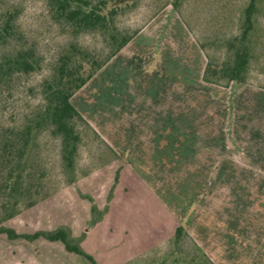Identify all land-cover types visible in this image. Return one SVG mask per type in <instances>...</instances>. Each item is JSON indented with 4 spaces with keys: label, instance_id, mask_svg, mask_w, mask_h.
Listing matches in <instances>:
<instances>
[{
    "label": "rangeland",
    "instance_id": "374dc122",
    "mask_svg": "<svg viewBox=\"0 0 264 264\" xmlns=\"http://www.w3.org/2000/svg\"><path fill=\"white\" fill-rule=\"evenodd\" d=\"M115 2L120 3L119 14L115 20L116 27L125 34L137 33L124 49L125 54L135 56L137 51L143 50V55L146 56L145 73L152 76L160 71L172 78L173 82H169L165 89L168 95L176 92L183 97H189L192 91L191 93L196 92L198 101L202 102L205 92L212 93L215 98L212 108L217 110L219 107L224 108L227 100L231 105L232 97L243 87L264 91V0L256 2L253 27L246 41L250 50L247 83L240 86L232 83L229 87L206 83L203 76L208 57L216 64H222L234 56L237 48L230 45L242 36L245 11L251 0ZM10 11L16 15L15 27L20 30V36L16 42L0 45V146L8 137H16L29 131L28 149L22 159L29 176L20 178L23 174L20 168L11 180L6 181L5 174L0 172V242L7 236L2 233L4 229H12L19 235L29 236L38 232L67 229L76 237L75 243L79 242L81 246L83 242L85 250L95 252L98 264H202L201 253L189 241L177 246L170 242V230L160 241L161 244L154 249L131 251L125 254V259H113L120 249L118 243L114 244L116 230L113 232L107 222L102 224V217H98V212L86 220L78 218L80 212L87 214L90 209V197L87 195H91L96 204L105 206V209L110 203L111 174L118 164H113L117 155L108 140L112 134L117 135V128L110 124L109 105L99 108L101 104H96L104 117L100 121L102 127H95L76 108L88 124L76 121L75 131L80 136V142L77 152L69 160L63 150L62 137L43 120L47 91L55 80L59 61L63 56L72 57L74 65L83 63V74L86 75L91 65L83 62L81 52L86 51L101 62L110 50L100 33L76 34L68 25L57 20L47 0H0V21ZM29 47L35 51L40 62L39 68L29 73L9 70L7 64L16 49ZM111 61L73 95V103L82 104L84 101L91 107L87 111L91 113L95 110L93 105L99 102L97 96L100 93L95 77L105 67H109ZM124 67L132 71L134 66L131 64ZM189 68L195 72L191 74V79L197 83L196 90L190 89L185 81ZM135 74L133 71L132 75ZM137 74L143 76L142 70ZM229 95L230 100L226 98ZM249 95L252 98L248 99L247 106L252 112V119L263 121L264 93ZM233 119L234 110H231L229 127L237 126ZM213 129L216 140L221 137L225 128ZM225 137L230 155H248L243 153L248 149L239 147V140L232 132ZM217 149L215 147V152ZM95 175L101 176V179L95 178ZM218 187L215 186V192L209 198L215 207L221 205L223 198L222 190ZM64 199L69 211L62 208ZM31 203L33 206H29ZM92 223L93 228L86 232ZM253 230L264 240V227ZM191 238L193 239L192 236ZM20 240L22 242L19 243L23 244L18 245L15 251L18 256L17 264H91L88 260L79 259L75 253H69L66 247L59 251L55 243L62 245L60 241H50L42 236L32 240ZM103 242H106L105 246ZM196 244L204 251L197 242ZM205 254L210 258L206 252Z\"/></svg>",
    "mask_w": 264,
    "mask_h": 264
},
{
    "label": "crops",
    "instance_id": "0c3cea01",
    "mask_svg": "<svg viewBox=\"0 0 264 264\" xmlns=\"http://www.w3.org/2000/svg\"><path fill=\"white\" fill-rule=\"evenodd\" d=\"M127 46L95 77L100 89L95 110L90 113L87 102L75 104L71 99L95 127H102L104 118L99 108L109 105L110 124L117 128V135L108 140L117 155L113 164H118L111 174L108 208L87 195L88 215L83 211L78 218H92L95 205L101 223L116 230L114 244L120 249L113 259H125L131 251L154 249L168 230L171 240L182 225L215 264H264V240L253 230L264 227V120H253L247 106L252 98L249 93L264 91L243 87L232 97L231 105L227 100L225 107L217 110L212 108V93L205 92L202 102L192 91L185 93L189 97L176 92L168 95L165 89L172 78L160 71L149 76L144 72L143 50L127 56ZM131 64L132 71L124 67ZM139 70L145 75L138 76ZM188 73L185 81L196 90L197 83L191 79L195 72L189 68ZM230 96L226 98L230 100ZM96 104H101L98 109ZM231 110L236 127H229ZM213 127L225 128L216 140ZM229 132L239 140V147L248 149L243 152L247 156L229 154L225 137ZM215 186L223 195L216 207L209 199ZM65 201L62 208L69 211ZM20 239H1L0 264L18 263L15 251L23 244ZM55 244L59 251L65 250L64 244ZM82 244L96 261L95 252L85 250Z\"/></svg>",
    "mask_w": 264,
    "mask_h": 264
},
{
    "label": "trees",
    "instance_id": "16d2710c",
    "mask_svg": "<svg viewBox=\"0 0 264 264\" xmlns=\"http://www.w3.org/2000/svg\"><path fill=\"white\" fill-rule=\"evenodd\" d=\"M256 2L257 0H251L245 11V27L242 36L236 38L234 43L230 45L232 48H237L234 56L222 64H216L215 61L208 57L207 67L203 76L204 82L226 87H229L232 83L236 86L247 83L250 50L246 41L253 27ZM47 3L56 19L68 25L73 32L76 34L98 32L104 37L110 50L106 58L101 62L97 61L90 53L81 52L83 62L85 61L86 64L91 65L90 71L86 75L83 74L85 69L83 63L74 65L72 57L63 56L59 61L55 80L49 85L43 120L49 123L51 127H54L55 133L62 137L63 150L70 160L77 152L80 142V136L75 131L76 121L80 120L88 124L72 104L73 95L125 48L137 33L125 34L116 27L115 20L119 14L120 3L115 2V0H47ZM15 21L16 15L11 11L6 13L2 21H0L2 23H0V45L18 40L20 30L15 27ZM15 52L7 64L9 65V70L29 73L39 68L40 62L32 47L27 49L19 48ZM29 134V131H26L16 137H8L7 141L0 146V172L5 174L6 181L11 180L14 173L20 168L23 172L20 178L24 179V176H29L22 163L29 145ZM29 206H33V203ZM96 212V208H93V213ZM2 233L6 234L10 240L18 238L32 240L42 236L50 241H60L70 253L80 255L92 264H97L94 258L81 248L79 242L75 243V239L67 229H59L55 232H38L33 236L19 235L12 229H4ZM185 241H189L193 248L201 253L203 257L202 264H214L191 238L185 227L179 225L170 242L177 246Z\"/></svg>",
    "mask_w": 264,
    "mask_h": 264
},
{
    "label": "water",
    "instance_id": "95a60500",
    "mask_svg": "<svg viewBox=\"0 0 264 264\" xmlns=\"http://www.w3.org/2000/svg\"><path fill=\"white\" fill-rule=\"evenodd\" d=\"M93 225H94L93 223H92V224H90V225H89V227H88V228H87L85 231H86V232H90V231H91V229L93 228Z\"/></svg>",
    "mask_w": 264,
    "mask_h": 264
}]
</instances>
